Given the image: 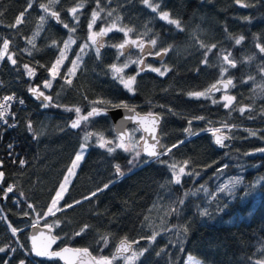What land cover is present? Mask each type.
Here are the masks:
<instances>
[{
  "label": "trees",
  "instance_id": "1",
  "mask_svg": "<svg viewBox=\"0 0 264 264\" xmlns=\"http://www.w3.org/2000/svg\"><path fill=\"white\" fill-rule=\"evenodd\" d=\"M29 2L0 0V38L12 41L10 48L17 59L16 66L7 59L0 62L4 91L27 101L26 109L19 113V128L0 129V161L4 162L0 170L5 173L0 185V247L6 248L0 252V264H19L21 260L25 264H62L32 259L29 228L37 220L53 225L60 248H86L94 258L115 257L117 264L125 260L115 254L122 240L137 243L139 259L134 264H185L188 256L203 264H264V152L259 151L264 148V52L260 51L264 47V0H149L153 6L159 5V11L179 20V29L161 20L143 0H100L104 11L93 31L115 22L117 27L132 29L127 39L150 45L156 40L154 52L169 49L161 62L148 59L143 71L142 65L128 64L122 75L125 79L136 76L132 92L113 79L110 65L122 66L142 57L134 50L120 55L114 45L126 37L114 29L103 37V51L97 58L88 41L95 0H83L78 24L68 9L82 0H59L51 6L63 23L75 27L74 32L39 7L48 0H36L24 22L18 28L10 27ZM70 35L76 42L74 50L53 88L42 89L52 97L51 105L44 107L42 101L32 99L28 89L49 79L45 68L55 61ZM30 39H34L35 48L27 43ZM53 41L56 47L51 46ZM84 44H89L85 60L68 85L62 77ZM212 45L216 47L207 51ZM228 53L235 67L223 62ZM23 64L36 68L34 78L27 77ZM151 67L169 71L160 76ZM222 68L228 69L223 76ZM228 79L233 86L225 95L235 97L228 108L223 107L222 94L199 99L188 95ZM115 104L157 114L162 120L163 148L171 151L140 169L147 163L143 156L130 165L129 154L108 153L95 141L89 142L91 136L85 141V136L93 133L115 142L109 119L90 117L79 128L70 127L76 112L68 109L79 108L81 115H87L93 106L109 110L116 108ZM189 127L197 137L181 145ZM212 128L233 129L226 149L215 146ZM85 143L89 151L63 209L116 182L115 165L126 175L134 173L93 199L46 219L52 198ZM21 159L26 161L23 167ZM185 161L187 174L177 184L170 165L175 164L178 170ZM8 185H14L15 191L5 199L3 190ZM9 225L20 230L16 236ZM85 225V231L76 235Z\"/></svg>",
  "mask_w": 264,
  "mask_h": 264
},
{
  "label": "snow or ice",
  "instance_id": "2",
  "mask_svg": "<svg viewBox=\"0 0 264 264\" xmlns=\"http://www.w3.org/2000/svg\"><path fill=\"white\" fill-rule=\"evenodd\" d=\"M36 2V0H30V2L28 3L27 8L24 9V11H22L14 20V23L12 25H10V27L12 28H18L19 25H21L24 22V17L27 14L28 10L32 8L33 3ZM59 0H48V3H40L39 7L48 15V17L54 19L57 23H63L60 19V13L58 11L52 10L51 6L55 5L56 3H58ZM144 4L147 5L148 7H150L152 9L153 12H158L159 13V18L161 20L167 21L169 24H174L178 29L181 27L179 20L176 19H172L170 18V14L166 11H159V5H155L153 6L151 3H149V0H143ZM237 3H240V0H236ZM96 3V8H94L91 12V18L89 20L88 23V30H89V35H88V41H90L91 46L95 47V51H96V55L97 58H99L100 56V48L103 47V43H102V38L104 36H106L109 32L113 31L114 29L120 32L124 33V36L126 37V39L124 40L123 43L119 44V45H114V47H116L119 50H123L125 48L126 45H135L136 47H138L141 52H144V44L142 41L138 42L137 40H129L127 39L129 32L132 31L131 28H124V27H117L116 23L113 22L112 24L106 26V27H102L100 29V31H93V26L96 24L98 19H101V12L104 11V8L101 7V2L100 0H95ZM241 6H246V5H241ZM85 7V3L80 2L77 3L74 7H71L70 9H68L69 14L72 16L73 20L76 21V23H79V13L81 11V9H83ZM3 15V12H0V16ZM108 16L112 15V12L109 11L107 13ZM119 19V18H118ZM40 20L43 22L45 21V16H41ZM63 27L68 29L69 32H74L76 29L75 27H69V25L67 23H63ZM35 33H34V37H35ZM243 39V37L236 39V44H240L241 40ZM0 62L4 61L5 59H7L11 65L16 66L17 65V59L15 58L16 53L11 51V44L12 41L8 38H0ZM28 44L32 45L33 48H35V44H34V39H30L27 41ZM75 43L74 39L72 38V36L70 35L68 40L63 42V48H60L59 50V55L57 56V58L55 59V61L53 63H51L50 67H46L45 70L49 73L50 78L49 79H45L41 85H37L34 87H29V92L33 94V96H35L36 99L41 100L42 104L44 107H49L52 103V97L50 95H46L45 91H43L42 89H50L52 86V82L54 80L57 79V77L60 75V68L61 66L64 64L65 59H67V52L70 49L71 44ZM151 44L153 46L156 45V40H152ZM52 47H56V41H53ZM89 47V44H84L83 46H81L80 52L83 53L84 50L86 48ZM201 47H205V45L201 44ZM216 47L215 45H212L211 47L207 48V51H211L212 48ZM27 51V50H25ZM169 51L168 48H164L160 51H157L154 53V55L156 56H161L163 54H167V52ZM261 52H264V47L260 48ZM120 55H124L123 51H120L119 53ZM151 54V53H149ZM28 55H32L31 51H28ZM230 53L223 55L222 59L223 62L231 65L232 67H235V63L234 61L230 60ZM82 57L81 54H77L76 55V59L71 61V67L67 69V73L62 77L65 81L66 84L71 85L72 80L70 79V77L75 76L76 74V70L79 67V62L81 61ZM206 62V60L204 61ZM129 63H136L138 65H143L144 61L143 59H140L138 61H129L124 63L122 66H117V64H112L110 65V70L113 73V79H118L119 82L124 86L125 89H127L129 92L133 91V85L135 83L136 80V76H130L127 79H125V77L122 75L124 72V69L128 67ZM37 64H39V62H37ZM40 67H45L44 65H39ZM23 69L25 70V74L27 75V77H29L30 79L34 78L36 75V68L34 66H30L29 64H23L22 65ZM144 68H141L140 71H143ZM150 70L152 72H155L157 74H159L160 76H164L169 69L168 68H164L163 70H161V68L159 67H151ZM227 68H222L221 70V75L223 76V74L225 72H227ZM137 75H139V72H137ZM218 83L222 84L223 87L225 89H227L229 86H233V81L231 79H228L227 81L221 80ZM220 91V88L217 87V84H213L209 89H207L206 91L203 92H191L188 95L195 97L197 99L204 97V98H210L209 94L213 93V92H217ZM17 97L13 94V95H6L2 98H0V121H2L3 123L7 124L8 120H7V116L9 115V109L11 107V103L16 100ZM235 99V97L233 96H228L225 95L223 97V100L225 101V103L223 104V107L228 108L233 100ZM20 104H23L24 101L23 100H19L18 101ZM217 101H213V103H216ZM113 107L119 108V107H124L128 112H133L134 113V109L128 108V106L126 104H115L113 105ZM69 111H75L76 112V119L72 121L70 127L71 128H78L81 125L82 121H87L90 117L93 116H98L101 114H107V111L105 109H100L97 108L95 106L92 107L91 111H89L87 113V115H81V110L79 108H75V109H68ZM241 112L244 111L243 108L240 109ZM138 115V114H136ZM136 115H132V116H125V119H130V120H135L136 119ZM143 119H148L149 123L151 125V127H144V131L145 132H150L152 133V139L154 141H156L155 143L152 144H148L147 140H145V146H144V151L146 153V155L150 158H159V156L161 155H166L168 152L171 151V148L166 149L162 152H158L157 151V144L159 143V141L157 140L156 136L154 135L155 133V126L159 121V117L158 116H153L151 113H149L148 118H142ZM198 119H202V117H199ZM141 121V122H142ZM189 125H191V121L188 122ZM14 126V125H11ZM28 130L32 131V124L31 122L28 123L27 125ZM186 132H188L189 134H192L191 132V128H187L185 129ZM210 131L212 132L213 136L215 137V142L221 146H223L224 144V140L227 139L228 137H226L225 135L219 134L221 133L222 129L221 128H212L210 129ZM92 135H96L97 136V143L98 146L100 148L106 149V151L108 153H113L114 151H116V149H122L125 152H129V151H134L135 146L131 143L130 139L126 140L125 136L126 134L124 132H120L118 137H117V141L118 142H113L112 140H107L103 135L101 134H93V133H88L85 136V141H87L89 139L90 136ZM141 139H144L143 137H141ZM12 146L9 145V148H11ZM88 147V144H82L80 146V151H78L75 154V158L72 160L71 162V166L68 168L67 170V175L64 177V181L63 183L60 184L59 189L56 191L55 196L52 198L50 205L47 208V212L45 213V216L51 215L54 216L56 214L57 211L62 210L60 208V201L63 199L65 192L67 191V186L70 183V177L75 175V169L77 167H79V163L80 161L83 159L84 157V153L86 151ZM172 147H176V145H173ZM161 148H163V146L161 145ZM259 151L264 152V148L259 149ZM11 155V153H10ZM141 155V153L139 151L135 152V157H139ZM14 163L16 161H13ZM3 161H0V169L3 168ZM130 165L131 164H135V158L131 161H129ZM19 164L21 167H23L26 164V161L21 159L19 160ZM188 166V162L185 161L184 165L179 167V169L177 170V166L175 164L170 165L171 169H172V176L174 179V182L179 184L181 181V176L187 174L186 173V168ZM115 172L119 175V176H123V173L121 172L120 166L119 165H115ZM5 178V173L4 171L0 170V184H3ZM109 187L108 184H105L103 186V188H99L97 189L96 192H93L91 194V196H96L98 192H102L104 189H107ZM227 188V186H226ZM14 185H8L4 190H3V197L6 199L8 197L9 193H13L14 192ZM225 189H221V191H224ZM229 191L231 189H228ZM21 195H23V193H21ZM90 197H85V199H89ZM75 203H80V201H76ZM182 203V201H181ZM73 205L68 204L66 205V207H72ZM29 208H32V205H28ZM203 214V213H202ZM25 215H27V213H25ZM56 226H59V221H56ZM11 233L13 236H15L17 234L18 231H20L17 228L11 227V225H9ZM33 228L37 227L36 223L32 224ZM46 227H48L49 229H51L53 227V225L51 224H46ZM88 226L85 225L84 228H82L80 230V232H77L76 235H80L83 231H85V229ZM186 231V230H185ZM155 237L153 236L152 239H154ZM55 237H50L49 238V242L48 244H38V237L37 236H33L32 237V248H31V252L34 253L36 256L39 257H61V259H64L63 253H67L69 251H75L77 253H84L87 254L88 253V249H76V250H71L68 248H64L61 252H51L49 251V247L50 244L52 242H54ZM23 247V246H21ZM130 247V245L127 244L126 240H122L120 247L117 249V253H123L128 251V248ZM6 248L4 247H0V252H5ZM11 251H15V249H11ZM142 254V253H141ZM136 258V254L133 253L132 257H127L126 260L128 261H132ZM112 259H115V257H113ZM19 264H25L24 260H21L19 262ZM95 264H111V260L108 257H100L99 259L95 260ZM188 264H200L199 261L194 260V258L189 257V261ZM258 264H262V262H258Z\"/></svg>",
  "mask_w": 264,
  "mask_h": 264
},
{
  "label": "water",
  "instance_id": "3",
  "mask_svg": "<svg viewBox=\"0 0 264 264\" xmlns=\"http://www.w3.org/2000/svg\"><path fill=\"white\" fill-rule=\"evenodd\" d=\"M57 24H59V23H57ZM132 47H133V45H130V48H132ZM146 51H148L149 53L153 52V47L151 45L147 46V50ZM165 56H166V54H163L161 56H157L156 59L162 61L165 58ZM217 87L220 88V91L210 93L211 95H218V94H221V93H227L230 90V86L227 89H225L223 87V85L220 84V83L217 85ZM31 97H32V99L38 100V99L35 98V96H33L32 93H31ZM128 108H131V107H128ZM131 109H134V108H131ZM106 111H107L106 115L105 114H101V115H98V116H95V117H108V118H110L112 123H113V127L115 129V132H116L117 136L122 131V132H124L126 134L125 138H126V140H128L127 131L130 128H133V127L138 128L141 131V133L143 134V138L144 139L142 140L140 145H141L143 156L147 159L148 162L145 165H143L140 169H142L143 167H145V166H147V165L159 160L163 156V155L159 156L158 159L157 158H150V157H148L146 155V153L144 151L145 140H147L148 144H152V143L156 142V141H154L152 139V135H153L152 133L144 131V127H151L148 119H143V121H142V118H148L149 114L139 113L136 109H134V113L133 112H128L124 107H119V108L106 110ZM136 114H138V115H136ZM132 115H136V119L135 120L125 119V116H132ZM152 115L153 116H158L157 114H152ZM161 129H162V120L159 117V121H158V123L155 126V133H154V135L156 136L157 140L159 141V143L157 144V151L158 152L164 151V148H161V145L163 146L162 137H161ZM219 134L225 135L228 138L224 140V144H223V146H221V145H219V144H217L215 142V137L213 136L214 144H215V146L218 149H226L227 145L231 144L232 138L230 136L224 134V133H219ZM185 136H186V140L181 145H183L186 142H188V141L194 139L195 137H197V136H193L192 137L191 134H189L188 132L185 133ZM132 174L133 173L125 176L122 179H125V178H127L128 176H130ZM118 182H120V181H118ZM118 182H116L115 184L111 185L110 187L116 185ZM92 198H93V196H91L89 199H92ZM89 199H85V200H83L80 203H83V202H85V201H87ZM80 203L75 204V205H73L70 208H73V207L79 205ZM34 235L38 237V241H37L38 244H48L49 238L50 237H55L54 242H52L50 244V247H49V251H51V252H61L64 248H68V249H71V250H76V249L75 248H71V247L59 248L60 239L54 234V231L52 229H49V228L43 226L42 224H37L36 228L32 227L29 230L30 253H31L32 257L34 258V260H36V261L60 262L62 264H81V262L83 260H85L88 256H91L89 251H88L87 254L77 253L75 251H69L67 253H63L64 259H61V257H39V256H36L34 253L31 252L32 237ZM126 242H127L128 245H130V247L128 248V251L123 252V253H117V249L120 247V244H121V242H120L117 245V248H116V255L117 256H129V255L134 253L135 248L137 246L136 243H130L128 241H126Z\"/></svg>",
  "mask_w": 264,
  "mask_h": 264
},
{
  "label": "rangeland",
  "instance_id": "4",
  "mask_svg": "<svg viewBox=\"0 0 264 264\" xmlns=\"http://www.w3.org/2000/svg\"><path fill=\"white\" fill-rule=\"evenodd\" d=\"M67 40H68V39H67ZM74 41H75V40H74ZM102 43H103V38H102ZM75 44H76V42L73 43V44H71L70 49H69L68 52H67V59H65L64 64H63V65L61 66V68H60V74H61L63 68L65 67L67 61H68L69 58L71 57V54H72V52H73V50H74V47H75ZM90 44H91V43H90ZM143 44H144V43H143ZM145 45H146V44H144V48H145ZM129 46H130V45H126V46H125V49H127ZM87 49H88V48H86V49L84 50L83 53L79 52V54H81L82 59H81V61L79 62V67H78L77 70H76V74H75V76L70 77L71 80L74 79V78L76 77L77 72H78L79 69L81 68V66H82V64H83V62H84V60H85V57H86V53H85V51H86ZM128 49L130 50V48H128ZM132 49H133L135 52L139 53V54L141 53V50H140L138 47H136L135 45H133ZM132 49H131V50H132ZM120 51H123L126 55H128V54L131 52V51L126 52V51H124V50H120ZM140 55H141V54H140ZM75 59H76V56H75V58H74L73 60H75ZM58 77H59V76H58ZM58 77H57V78H58ZM49 78H50V76H49ZM56 80H57V79H56ZM56 80H54V81L52 82V86H51L50 89H45V90H46V91H50V90L53 88V85H54V83H55ZM222 95H225V94H222ZM83 122H84V121L81 122V125L83 124ZM81 125H80V126H81ZM78 128H79V127H78ZM137 132H138V130H136V131H129V139H130L131 143L135 146L134 151L125 152V151H123L122 149H116V151H119V152H122V153H125V154H129L131 160H133V159L135 158V163L139 162V160H140V156H142L141 147H140V145H139V143H140V141H141V138H138V133H137ZM91 140L95 141L96 146H98V143H97V136H94V135L91 136V138L89 139V142H90ZM115 142H118L117 139H116ZM98 147H99V146H98ZM99 148H100V147H99ZM101 149H103V148H101ZM103 150H106V149H103ZM136 151H139V152L141 153V155H140L139 157H135V152H136ZM87 152H88V148L86 149V151H85V153H84V157H83V159H82V160L80 161V163H79V167L81 166V164H82V162H83V160H84V158H85ZM79 167H77V168L75 169V175H76V173H77ZM75 175L70 177V183L68 184L67 189H68L69 186L71 185V182H72L73 179L75 178ZM182 176H183V175H182ZM182 176H181V178H182ZM66 192H67V191H66ZM66 192H65V194H64V197H65V195H66ZM64 197H63V199L60 201V205H59V206H60L61 209H62V203H63ZM60 211H61V210H60ZM60 211H57L56 214L59 213ZM49 216H50V215H49ZM134 253L136 254V258H135L134 260H132V261H128V260H126L127 257H132V256H133V254H132V255H130V256L124 257L125 260L123 261L122 264H134V262H136V261L139 259V255L136 253V251H135ZM189 257H192V258H194V260L199 261L200 264H203L198 258H196V257H194V256H188V258H187L185 264H188ZM99 258H100V257H98V258H88V259L85 260L82 264H95V260H96V259H99ZM110 260H111V264H117L116 261H115L114 259H113V260L110 259Z\"/></svg>",
  "mask_w": 264,
  "mask_h": 264
},
{
  "label": "built area",
  "instance_id": "5",
  "mask_svg": "<svg viewBox=\"0 0 264 264\" xmlns=\"http://www.w3.org/2000/svg\"><path fill=\"white\" fill-rule=\"evenodd\" d=\"M5 83L0 74V98L10 95L4 91ZM17 99L11 103V107L9 109V115L7 116L8 123L5 124L0 121V129H7L9 131H13L19 128V113L27 107V101L23 97L16 96ZM23 100L24 103L20 104L18 101ZM14 125V126H11ZM15 189V188H14Z\"/></svg>",
  "mask_w": 264,
  "mask_h": 264
},
{
  "label": "flooded vegetation",
  "instance_id": "6",
  "mask_svg": "<svg viewBox=\"0 0 264 264\" xmlns=\"http://www.w3.org/2000/svg\"><path fill=\"white\" fill-rule=\"evenodd\" d=\"M124 50L125 51H127V49H125L124 48ZM133 50V49H132ZM141 55H142V57H143V60L144 59H146V60H148V59H154L153 57H154V53H152V54H142V52L140 53ZM145 66V62L143 63V67ZM100 118V117H99ZM101 118H107V117H101ZM107 119H109V118H107ZM110 120V119H109ZM128 140H129V138H128ZM139 145H140V143H139ZM88 148H89V146H88ZM84 163V162H83ZM81 168V167H80ZM79 172V171H78ZM78 172H77V174H78ZM76 174V175H77ZM76 178V177H75ZM75 178L73 179V181L71 182V185L69 186V188L67 189V192H66V194L68 193V191H69V189H70V187L72 186V184H73V182H74V180H75ZM65 197H66V195H65ZM65 197H64V199H65ZM63 202H64V200H63ZM62 205H63V203H62Z\"/></svg>",
  "mask_w": 264,
  "mask_h": 264
},
{
  "label": "bare ground",
  "instance_id": "7",
  "mask_svg": "<svg viewBox=\"0 0 264 264\" xmlns=\"http://www.w3.org/2000/svg\"><path fill=\"white\" fill-rule=\"evenodd\" d=\"M163 157V156H162Z\"/></svg>",
  "mask_w": 264,
  "mask_h": 264
}]
</instances>
